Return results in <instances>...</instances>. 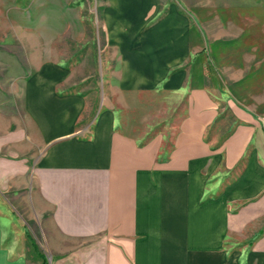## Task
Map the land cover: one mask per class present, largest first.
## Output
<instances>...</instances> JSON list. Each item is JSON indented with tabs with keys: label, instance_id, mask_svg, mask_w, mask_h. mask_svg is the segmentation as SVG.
I'll use <instances>...</instances> for the list:
<instances>
[{
	"label": "crops",
	"instance_id": "1",
	"mask_svg": "<svg viewBox=\"0 0 264 264\" xmlns=\"http://www.w3.org/2000/svg\"><path fill=\"white\" fill-rule=\"evenodd\" d=\"M25 1L4 8L24 13ZM102 3L118 89L160 86L180 101L161 127L131 134L108 99L92 116V99L58 93L62 66L3 67L0 264H264V123L206 78L169 77L207 51L175 5ZM252 27L215 40L212 56L264 57V27Z\"/></svg>",
	"mask_w": 264,
	"mask_h": 264
},
{
	"label": "rangeland",
	"instance_id": "2",
	"mask_svg": "<svg viewBox=\"0 0 264 264\" xmlns=\"http://www.w3.org/2000/svg\"><path fill=\"white\" fill-rule=\"evenodd\" d=\"M114 1L123 9H132L131 14L140 7V0ZM158 1L164 6L175 5L179 13L191 19L193 37L204 39L205 35L207 39V51L191 54L175 66L169 77L184 72L190 88L202 87L206 78L218 94L226 92L264 123V57L236 59L229 56L228 50L227 57L220 58L213 57L211 51L221 36L226 41L236 37V28L264 27V0ZM22 5L26 8L24 13L7 11L5 0H0V73L5 66L24 65L33 76V67L42 61L60 65L63 71L56 87L58 93L92 99V116L96 114L100 96L108 99L122 127L131 134L157 129L166 114L174 113L180 100L173 90L160 86L142 91L118 89V58L113 55L114 45L107 40L103 26L102 0H27ZM222 23L224 33H220ZM12 35V40L6 41ZM254 35L258 36L255 31ZM236 69L242 72L232 74ZM146 76L150 83L154 73ZM4 101L5 96L0 95L1 113L11 109ZM39 103L32 105L36 112L45 109L41 100Z\"/></svg>",
	"mask_w": 264,
	"mask_h": 264
}]
</instances>
